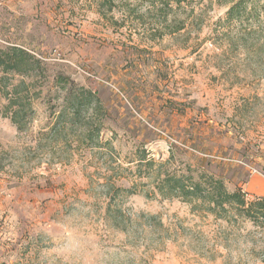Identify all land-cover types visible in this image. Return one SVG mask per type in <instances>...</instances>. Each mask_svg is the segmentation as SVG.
<instances>
[{
	"label": "rangeland",
	"instance_id": "374dc122",
	"mask_svg": "<svg viewBox=\"0 0 264 264\" xmlns=\"http://www.w3.org/2000/svg\"><path fill=\"white\" fill-rule=\"evenodd\" d=\"M230 6L0 0V54L17 46L34 67H0V264H264V226L243 209L156 187L214 175L257 197L243 183L264 176V0ZM59 76L102 107L59 121ZM16 90L33 101L24 130Z\"/></svg>",
	"mask_w": 264,
	"mask_h": 264
},
{
	"label": "trees",
	"instance_id": "16d2710c",
	"mask_svg": "<svg viewBox=\"0 0 264 264\" xmlns=\"http://www.w3.org/2000/svg\"><path fill=\"white\" fill-rule=\"evenodd\" d=\"M230 3L228 10L229 16L242 14L247 10L248 4L253 0H225ZM33 56L26 50L17 46H10L0 54V67L4 73H14L19 75H29L34 70L31 63ZM59 83H68L70 86L66 90L65 99L68 103L63 112L58 115V120L63 121L67 110L71 111L74 118L81 115L84 110H97L101 108V100L97 94L85 87L78 86L74 81L64 76H59ZM28 88H26V91ZM9 107L11 111V120L17 125L19 130L27 127L25 122L30 113L34 112L33 101L25 99V96L19 91L9 92ZM31 117V116H30ZM62 123V122H61ZM100 125L95 129L88 130L87 138L93 140L95 135L99 134ZM141 160L145 158H140ZM153 161L148 165L152 166ZM157 189L164 194L176 195L185 202L194 200L203 201L213 210L227 211L229 207L236 206L244 210L246 215L259 225L264 226V196H257L255 200L247 201L242 188L231 192L228 190L223 178H217L214 175H207L205 180L191 175L160 176L157 181Z\"/></svg>",
	"mask_w": 264,
	"mask_h": 264
},
{
	"label": "crops",
	"instance_id": "0c3cea01",
	"mask_svg": "<svg viewBox=\"0 0 264 264\" xmlns=\"http://www.w3.org/2000/svg\"><path fill=\"white\" fill-rule=\"evenodd\" d=\"M243 188L248 195L264 196V176L252 173L251 177L243 183Z\"/></svg>",
	"mask_w": 264,
	"mask_h": 264
},
{
	"label": "built area",
	"instance_id": "2783aa9c",
	"mask_svg": "<svg viewBox=\"0 0 264 264\" xmlns=\"http://www.w3.org/2000/svg\"><path fill=\"white\" fill-rule=\"evenodd\" d=\"M251 171H252V173H254V174H255V173H256V174L258 173L257 170H255V169H253V168H251Z\"/></svg>",
	"mask_w": 264,
	"mask_h": 264
}]
</instances>
